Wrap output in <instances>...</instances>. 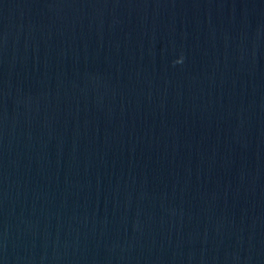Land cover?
Wrapping results in <instances>:
<instances>
[{
    "label": "water",
    "instance_id": "95a60500",
    "mask_svg": "<svg viewBox=\"0 0 264 264\" xmlns=\"http://www.w3.org/2000/svg\"><path fill=\"white\" fill-rule=\"evenodd\" d=\"M0 264H264V0H0Z\"/></svg>",
    "mask_w": 264,
    "mask_h": 264
}]
</instances>
